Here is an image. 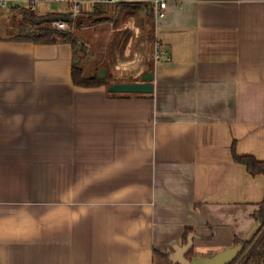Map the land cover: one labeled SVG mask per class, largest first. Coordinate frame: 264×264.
<instances>
[{
	"label": "crops",
	"instance_id": "obj_1",
	"mask_svg": "<svg viewBox=\"0 0 264 264\" xmlns=\"http://www.w3.org/2000/svg\"><path fill=\"white\" fill-rule=\"evenodd\" d=\"M3 1L106 16L80 30L98 60L142 37L153 92L75 86L70 45L0 40V264H178L186 228L201 257L254 236L264 176L233 156L264 161V0Z\"/></svg>",
	"mask_w": 264,
	"mask_h": 264
},
{
	"label": "trees",
	"instance_id": "obj_2",
	"mask_svg": "<svg viewBox=\"0 0 264 264\" xmlns=\"http://www.w3.org/2000/svg\"><path fill=\"white\" fill-rule=\"evenodd\" d=\"M28 7H12L10 10H19L22 12L23 18L16 24L17 27L13 34L8 36H1L0 40H12V41H22L31 42L40 45H56V44H68L71 46L74 55L87 56L85 44L81 41L80 29L88 24H97L98 21L103 18H97L94 20L89 19V9L85 6L81 7L79 10V16L71 23H68L67 30H60L52 26L51 22L38 23V21L43 18L38 16ZM90 8V5H89ZM93 8V7H92ZM46 17H57L55 14ZM153 19V14L150 16ZM77 22V23H76ZM151 39H153L151 37ZM103 67V66H102ZM146 71L151 72L152 67H146ZM71 78L75 86L83 88H98L105 87L107 90L110 86L115 84L113 80L107 75L104 78H100L98 74L92 76H85L83 69L78 65H72ZM129 82H139L140 77L130 78ZM111 96L116 97H129V96H140L142 94H119L111 93ZM235 161L243 165L246 171L252 176H264V161H259L255 157L250 155L233 156ZM253 217L258 225V229L254 236L247 241L237 240L234 246L243 245V250L239 257L236 259L237 264H264V202L259 205V209L253 214ZM193 239L194 234L191 228H186L182 237V257L185 260H191L196 254L193 251Z\"/></svg>",
	"mask_w": 264,
	"mask_h": 264
},
{
	"label": "rangeland",
	"instance_id": "obj_3",
	"mask_svg": "<svg viewBox=\"0 0 264 264\" xmlns=\"http://www.w3.org/2000/svg\"><path fill=\"white\" fill-rule=\"evenodd\" d=\"M113 10H116V12H118L119 8H109L108 12L112 14ZM23 15L24 14L19 10L11 11L10 9L5 7L0 8V35L8 36L13 34L15 29L17 28L15 25L21 21ZM102 18L103 19L98 21L97 24H86L80 30L83 32H89L91 31L90 29L96 25H101V27H98L103 28L104 24L107 23V21L109 22L110 19L107 20L106 16ZM137 22L138 20L133 23L138 24ZM137 32L142 35L141 31L138 30ZM141 38L142 37L138 38V41L136 40V43L134 42V40H132L131 42L129 41L128 43L130 44L123 43V39H120L119 37L112 39L110 41V46L107 45L106 47H103L106 52L100 57V60L97 59L96 53V56H92L90 54V47L88 45H85L88 55L85 57L83 56V58L81 57V55H77V57L80 59L78 65L83 69L87 76L95 75L96 73L100 72V70L105 66V68L107 69L105 74L114 82L119 83L122 81H128L130 78L141 77L142 75L146 74V67L148 66V64H151L150 62H152L147 61V59L144 60L141 56V53L146 55L144 45H142V41H140ZM150 40V43L153 45L154 40L151 39V35ZM95 49L98 50L97 48ZM103 57H105V59ZM99 61L103 63L101 64Z\"/></svg>",
	"mask_w": 264,
	"mask_h": 264
},
{
	"label": "water",
	"instance_id": "obj_4",
	"mask_svg": "<svg viewBox=\"0 0 264 264\" xmlns=\"http://www.w3.org/2000/svg\"><path fill=\"white\" fill-rule=\"evenodd\" d=\"M62 21L65 23L71 22L72 18L68 17H43L38 23L43 22H57ZM80 59L75 56L74 63L78 64ZM100 78L105 77V70H101L98 74ZM153 72H148L147 74L140 77L139 82L135 83H116L108 88L109 93H121V94H151L153 92ZM243 245L234 246L228 248L212 257H201L195 256L191 260H185L181 253L178 254L174 261L178 264H230L232 263L242 252Z\"/></svg>",
	"mask_w": 264,
	"mask_h": 264
},
{
	"label": "built area",
	"instance_id": "obj_5",
	"mask_svg": "<svg viewBox=\"0 0 264 264\" xmlns=\"http://www.w3.org/2000/svg\"><path fill=\"white\" fill-rule=\"evenodd\" d=\"M101 1L104 2V3L116 4V3L120 2L121 0H101ZM156 4H157L156 17L157 18L164 17V15H165L164 8H165V5H166V2L164 0H159V1H156ZM4 7H6L5 1L0 0V8H4ZM30 9L34 10V7L31 5ZM72 12H73L72 16H73V19H74L79 14L78 5L75 4L72 7ZM52 26L57 28V29H60V30L69 29L67 23L62 22V21L53 22ZM154 44L155 45H154V49H153L154 50L153 59H154L155 62H158L163 57H165L167 55V52H165V50L162 49V46L158 42H155Z\"/></svg>",
	"mask_w": 264,
	"mask_h": 264
},
{
	"label": "flooded vegetation",
	"instance_id": "obj_6",
	"mask_svg": "<svg viewBox=\"0 0 264 264\" xmlns=\"http://www.w3.org/2000/svg\"><path fill=\"white\" fill-rule=\"evenodd\" d=\"M239 255H240V254H239ZM238 257H239V256H238ZM238 257H237V258H238ZM237 258H236V259H237ZM236 259H235L232 263H230V264H237Z\"/></svg>",
	"mask_w": 264,
	"mask_h": 264
}]
</instances>
